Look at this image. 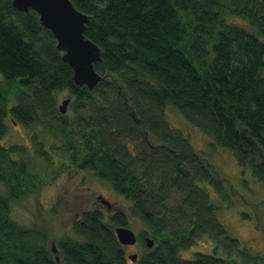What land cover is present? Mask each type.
<instances>
[{"label": "trees", "instance_id": "trees-1", "mask_svg": "<svg viewBox=\"0 0 264 264\" xmlns=\"http://www.w3.org/2000/svg\"><path fill=\"white\" fill-rule=\"evenodd\" d=\"M70 1L88 16L84 36L100 50L94 69L102 79L91 90L74 83L35 11L0 0V264H127L114 228L130 218L150 231L140 236L136 264H264V253L219 219L233 206L226 179L166 116L173 109L231 153L263 192L264 0ZM62 93L70 99L64 114ZM7 118L52 133L58 142L49 148L61 141L72 166L128 209L82 210L58 240L19 225L13 205L40 181L24 158L27 146L1 144ZM258 208L264 215V203ZM203 238L212 251L188 257Z\"/></svg>", "mask_w": 264, "mask_h": 264}, {"label": "rangeland", "instance_id": "rangeland-1", "mask_svg": "<svg viewBox=\"0 0 264 264\" xmlns=\"http://www.w3.org/2000/svg\"><path fill=\"white\" fill-rule=\"evenodd\" d=\"M63 98H65L64 93L58 96V106ZM166 114L171 125L188 139L191 147L208 158L210 167L214 168L216 175L226 179L232 198L228 204L233 206L221 209L220 221L239 239L241 244L250 246L256 252L264 253V215L262 209L258 208L264 203L261 200L264 197V190L260 191L261 188L253 183L250 176L240 171L231 153L212 146L202 132L184 123L173 109H168ZM6 122L7 131L1 144L27 146L29 153L25 154L24 158L40 181L33 193L16 201L13 205L12 218L19 225L44 231L50 240H58L68 232L71 222L82 210L99 208L107 213L106 205L100 203V196L111 203L109 214H113L118 209L123 211L128 209L129 203L113 194L108 185L99 181L90 172L72 166L61 141L58 149H50L51 144L58 142L52 137V133L37 124L25 129L8 118ZM35 144L41 147L39 152H36ZM46 150L49 154H46ZM244 174L249 180V183L245 185ZM242 214H246V217H242ZM128 227L134 231L138 241L135 245L124 247L125 256L127 264H136L137 260L132 262L128 259V255L131 253L139 255L144 251L140 236L143 233L150 234V231L141 221L132 218L129 219ZM52 244L54 243L49 241V249ZM212 249V242L203 238L193 245L188 257L192 258L195 252H211Z\"/></svg>", "mask_w": 264, "mask_h": 264}, {"label": "water", "instance_id": "water-1", "mask_svg": "<svg viewBox=\"0 0 264 264\" xmlns=\"http://www.w3.org/2000/svg\"><path fill=\"white\" fill-rule=\"evenodd\" d=\"M12 5L20 11L31 9L37 13L42 26L54 36L56 47L62 52V59L72 69L74 83L85 85L89 90L93 89L102 77L94 69V63L100 60V50L84 36L88 16L78 11L70 0H12ZM69 101V98L61 101L59 110L62 114L66 112ZM99 200L106 205L107 210L110 209L111 203L108 200L102 196ZM114 233L117 241L123 246L135 245L138 241V237L129 227L117 226ZM143 242L147 248L154 244L149 236L144 237ZM51 252H57L54 244ZM128 259L136 261L137 254H129ZM55 261L59 262L58 255H55Z\"/></svg>", "mask_w": 264, "mask_h": 264}, {"label": "flooded vegetation", "instance_id": "flooded-vegetation-1", "mask_svg": "<svg viewBox=\"0 0 264 264\" xmlns=\"http://www.w3.org/2000/svg\"><path fill=\"white\" fill-rule=\"evenodd\" d=\"M101 206H102V205H101ZM111 207H112V205H111L109 208L111 209ZM110 209H109V210H110Z\"/></svg>", "mask_w": 264, "mask_h": 264}]
</instances>
